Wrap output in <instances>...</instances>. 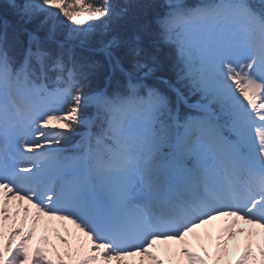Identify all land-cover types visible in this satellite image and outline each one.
<instances>
[{
	"label": "snow or ice",
	"instance_id": "1",
	"mask_svg": "<svg viewBox=\"0 0 264 264\" xmlns=\"http://www.w3.org/2000/svg\"><path fill=\"white\" fill-rule=\"evenodd\" d=\"M142 2L5 0L0 264H165L158 244L209 264L204 239L212 264H264V0H165L156 22L181 63L176 83L159 77L166 89L144 82L164 67L159 42L135 23ZM117 72L126 93H85L83 82ZM89 106L100 132L66 154L64 141L90 129ZM216 221L213 235L205 226ZM42 222L63 251L47 235L31 245Z\"/></svg>",
	"mask_w": 264,
	"mask_h": 264
},
{
	"label": "trees",
	"instance_id": "2",
	"mask_svg": "<svg viewBox=\"0 0 264 264\" xmlns=\"http://www.w3.org/2000/svg\"><path fill=\"white\" fill-rule=\"evenodd\" d=\"M120 2H122V0H120ZM165 10V0H143L141 9L135 14V23L145 26L151 34V37L159 42L157 54L164 67V71L162 73H158L155 77H149L144 82L150 86L161 87L162 89H166L167 86L163 85L159 79L161 75L163 78L176 83L181 72V63L177 47L174 44L163 42L159 26L156 22L157 18L164 14ZM4 12H8L7 8H3L0 5V13ZM56 73V71L51 69L48 70L47 75L49 77V81L54 80ZM83 85L85 93H90L100 88H106L109 95H111L114 91L126 93L127 79L124 75L117 72L112 75L110 83L106 84L102 76H94L88 81L83 82ZM168 93L170 95H174L170 89L168 90ZM186 111L188 114L192 113L191 110ZM84 115L93 118V122L90 125L89 130L92 133H99L101 129V121L96 119V108L89 106L84 110ZM85 132L86 128L84 126H80L77 129L76 135H71L64 141L63 148L65 149L66 154L70 155L76 151L74 145L81 139V134Z\"/></svg>",
	"mask_w": 264,
	"mask_h": 264
},
{
	"label": "rangeland",
	"instance_id": "3",
	"mask_svg": "<svg viewBox=\"0 0 264 264\" xmlns=\"http://www.w3.org/2000/svg\"><path fill=\"white\" fill-rule=\"evenodd\" d=\"M0 5H1L3 8H7V6H6V4H5V0H0ZM7 11L10 13V10H9V9H7ZM49 82L51 83L52 80H50ZM90 107H91V106H90ZM56 222H57L58 224H60V225H56ZM49 225H50V226H49ZM49 225H48L49 228H55V229H57V230L60 232L61 235L64 234V231H63V227H62V225H61V222H59V221H55L54 224H51V223H50ZM244 225H245V224H243V222H241L239 226L244 228ZM216 226H217V225H216ZM216 226H215V227H216ZM67 227L69 228V230H72L71 225H68ZM205 227H206L208 230H212L213 235L215 234V227H214L213 229H210L209 226H205ZM204 231H205V229L202 228V229H201L200 231H198V232H200L201 234H203ZM256 231H257V232H260L259 229H257ZM41 235H47L48 238H49V240H50V242H51L52 244H54L58 250L63 251V246L60 245L59 241H58L57 238H56V232H53V231H45V232H43V230H42V228H41L40 225L37 226L36 234H35L33 240L30 242L32 246H35V244H36L38 238H39ZM188 239H189V241L193 244V246H194V250L198 251L201 255H203L204 253H203V251H201V249H200V247H199V243H201V242H197V241L194 240L191 236L188 237ZM243 239H244V236H242V235L237 237V241L242 242ZM259 239H260L259 236H257V237H256L257 243H259ZM237 241H232V242H230V244H231V243H236ZM173 243H174V242H173ZM202 243H203L204 247L207 248V250H208L209 256L207 257V259L209 260V264H212V261H213V259H214V253H215V249H214V240H213L212 243L207 244V243H208V240H207V239H204V240L202 241ZM165 247H166V246H165L164 244H158V245H157V248L155 249V250L157 251V254L160 255L161 259H163V260L165 261V264H175L176 256L178 255V253L175 254V255L162 256V254H161V250H164ZM171 247L173 248V250H175V249L178 248V245H176V244L174 243V244H171ZM253 251H254V254H255V256H256V259L259 260V253H258V248L256 247V245H254ZM235 255H236V254H234V253L231 255V252H229V255H228L227 257H225V259L233 260V261H234V260L236 259V256H235ZM237 255H238V254H237ZM137 259H138V258H137ZM131 260H132V259H131ZM133 261H134V260H133ZM146 264H147V262H146ZM221 264H224V261H223V260L221 261Z\"/></svg>",
	"mask_w": 264,
	"mask_h": 264
},
{
	"label": "bare ground",
	"instance_id": "4",
	"mask_svg": "<svg viewBox=\"0 0 264 264\" xmlns=\"http://www.w3.org/2000/svg\"><path fill=\"white\" fill-rule=\"evenodd\" d=\"M55 223V221H52L51 222V224H54ZM219 224V221H216V222H213V224L212 225H209V228L210 229H213L216 225H218ZM56 225H60V224H58L57 222H56ZM40 226H41V228H42V230H43V232H45V226H44V224H43V222L40 224ZM50 226V225H49ZM248 227H250L249 225H244V228H248ZM201 229H198V231H200ZM209 231H211L212 232V230H209ZM213 242V240H208V243L207 244H210V243H212ZM170 244H174L173 242H169ZM234 245H235V243H231L230 244V252H231V255L234 253V254H236L235 256H237V254H238V249H236L235 247H234ZM161 254H162V256H166V255H164V250H161ZM130 259H132V260H136L137 259V257H131ZM177 261H179L180 262V264H186V262L184 261V259H183V257H181V256H179V255H177L176 256V261H175V264H177Z\"/></svg>",
	"mask_w": 264,
	"mask_h": 264
}]
</instances>
